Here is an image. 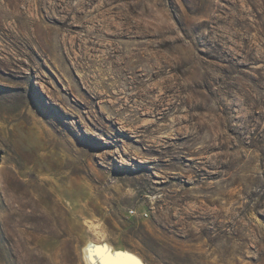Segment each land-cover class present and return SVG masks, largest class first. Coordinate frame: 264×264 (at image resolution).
<instances>
[{
	"label": "rangeland",
	"instance_id": "obj_1",
	"mask_svg": "<svg viewBox=\"0 0 264 264\" xmlns=\"http://www.w3.org/2000/svg\"><path fill=\"white\" fill-rule=\"evenodd\" d=\"M96 246L264 264V0H0V264Z\"/></svg>",
	"mask_w": 264,
	"mask_h": 264
},
{
	"label": "bare ground",
	"instance_id": "obj_2",
	"mask_svg": "<svg viewBox=\"0 0 264 264\" xmlns=\"http://www.w3.org/2000/svg\"><path fill=\"white\" fill-rule=\"evenodd\" d=\"M132 74H135V69H133ZM85 254H89L90 256L91 255L96 256L100 261H106V262H109L112 264H114V263L115 264H142L132 254H129L127 252H120V251L119 252H112L111 249H109L106 246H98V247L96 246L92 250L86 249Z\"/></svg>",
	"mask_w": 264,
	"mask_h": 264
},
{
	"label": "built area",
	"instance_id": "obj_3",
	"mask_svg": "<svg viewBox=\"0 0 264 264\" xmlns=\"http://www.w3.org/2000/svg\"><path fill=\"white\" fill-rule=\"evenodd\" d=\"M129 214L132 215V216H134L135 215V211L134 210H130L129 211ZM144 216L146 217V215H144Z\"/></svg>",
	"mask_w": 264,
	"mask_h": 264
}]
</instances>
